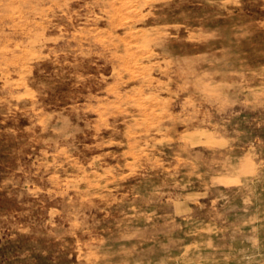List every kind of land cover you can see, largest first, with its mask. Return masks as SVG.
<instances>
[{
	"label": "rangeland",
	"instance_id": "rangeland-1",
	"mask_svg": "<svg viewBox=\"0 0 264 264\" xmlns=\"http://www.w3.org/2000/svg\"><path fill=\"white\" fill-rule=\"evenodd\" d=\"M0 264H264V0H0Z\"/></svg>",
	"mask_w": 264,
	"mask_h": 264
}]
</instances>
